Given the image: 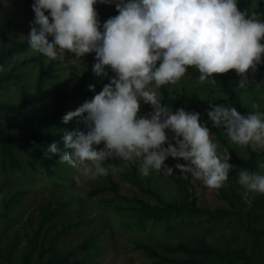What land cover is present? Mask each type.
<instances>
[{
	"label": "clouds",
	"instance_id": "obj_1",
	"mask_svg": "<svg viewBox=\"0 0 264 264\" xmlns=\"http://www.w3.org/2000/svg\"><path fill=\"white\" fill-rule=\"evenodd\" d=\"M98 2L115 4L118 13L102 30ZM32 11L27 39L33 51L49 60H63L66 54L81 60L94 53V73L106 78L108 70L114 73L91 100L62 117L67 124L83 116L86 131L63 132V149L53 142L49 158L58 156L60 163L77 169L78 184L81 177L96 180L108 176L110 168L116 171L108 164L112 159L139 163L145 177L161 170L172 175L165 165L171 157L184 161L176 169L191 173L207 188L225 186L236 168L229 163L228 149L218 152L199 113L170 111L158 90L179 83L190 67L201 82L212 78L213 84L214 77L234 71L240 77L238 87H247L248 74L264 62L260 14L242 11L237 0H34ZM89 91L95 92L94 86ZM212 101L207 112L212 128H223L235 145L253 152L264 149V111L255 110L258 104L241 115L233 106H214ZM141 103L151 107L150 115H139ZM238 184L246 203L252 194L264 195V175L241 169Z\"/></svg>",
	"mask_w": 264,
	"mask_h": 264
},
{
	"label": "rangeland",
	"instance_id": "obj_2",
	"mask_svg": "<svg viewBox=\"0 0 264 264\" xmlns=\"http://www.w3.org/2000/svg\"><path fill=\"white\" fill-rule=\"evenodd\" d=\"M33 2L34 0H0V50L3 44L10 49V55L1 67V74L7 75L13 71L17 75L0 89V103L16 106L24 96H30L22 115L7 116L12 117V120L5 124V135H26L40 119L52 113L57 91L74 90L86 72L90 71L93 76L90 86H94L95 92L89 91V88L87 90L92 96L102 90L109 82V78L114 76L110 70L107 78L94 73V53L86 55L81 60L74 56L69 57V54L65 55L68 59L64 57L63 60H49L33 51L27 39L30 26L34 22ZM95 9L101 30L107 19L117 15L115 4L98 2ZM261 19L264 20V5ZM5 24L8 26L7 30L4 28ZM49 40L51 41V38ZM51 63L52 76L47 78L40 95L32 97L36 93L34 79L41 67L44 71L49 69ZM192 70L197 77L185 75L176 85L165 86L172 96L183 97L188 105L198 108L203 119L211 124L207 116L210 99H215L212 101L214 106L231 105L213 83L208 80L201 82L199 72L195 68ZM229 82L238 94L246 115L255 110L264 111V62L258 66L255 73L248 74L247 87L243 89L238 87L240 77L234 71L230 73ZM257 84L261 86L256 87ZM253 104H258L259 109L254 110ZM73 107L78 109L80 105ZM151 111L150 106L141 103L140 116H148ZM73 122L76 125H85L82 116L74 118ZM84 127L86 128V125ZM216 129L223 140L217 139L216 135L211 133L213 142L218 145V152L223 153L224 149H228L231 157L229 163L236 166L229 173L224 187L219 190L209 189L201 181L194 179L191 173L180 172L175 165L183 164L182 160L169 157L165 165L173 169L172 175L186 182L187 191L193 196L195 205L200 210L224 213L217 221L206 220L204 213L193 219H171L169 230L165 223L147 224L141 232L126 227L127 223L136 219L135 209L138 204L132 202L133 198L151 205L160 204L153 194L146 191L147 189L155 192L161 201L184 199L176 183L171 181L170 175L163 170L151 171L145 177L139 172V163H134L139 181L137 185L131 176L132 164L112 159L108 164L115 167L116 171L113 172L110 168L108 176L96 180L81 177V183L78 184L75 179L78 175L77 169L66 163L59 162L57 169H54L55 173L46 176L45 169L33 162L31 157L17 155L24 169L9 170L3 174V168L0 167V205L10 201L11 197L19 201V204L9 211L13 215L11 220L0 218V264H7L9 251L11 264H18L20 256L33 248V264L40 255L46 259L51 253L49 240L55 234H60V237L55 238L52 243L60 251V255L82 245L86 238L92 240L93 247L84 254L90 264H155L153 259L136 248V242L150 245L165 255L162 250L164 246L173 247L183 243L193 247L198 240H203L206 245L219 252V255L213 254L209 264L221 263V259L219 258L218 262L216 256H223L227 251H234L239 257H243V251L251 264H264V234L256 247L252 237L253 232H264V195L252 194L254 201L246 203L241 195L244 189L238 184V172L241 169L264 175V168L260 167L264 164V154H260L259 158L248 165V147L231 143L223 128ZM172 137L173 134L168 132L169 142L174 143ZM99 147L102 148L103 145ZM164 147H167V144ZM48 148L47 145L43 147L44 150ZM255 152L263 153L264 149ZM111 182L116 186L118 195L109 189ZM56 203L62 204L60 213L46 221L45 215L56 208ZM121 206L123 210H118ZM75 224L80 225L70 229L68 234H62L68 230V225ZM39 227L40 233L36 234L35 231ZM13 237L17 238L15 244H12ZM28 237L30 240H36L34 246L28 243ZM170 256L180 259L184 254L176 253ZM81 257V252L73 255L76 261ZM243 260L245 258H239L235 264H242Z\"/></svg>",
	"mask_w": 264,
	"mask_h": 264
},
{
	"label": "trees",
	"instance_id": "obj_3",
	"mask_svg": "<svg viewBox=\"0 0 264 264\" xmlns=\"http://www.w3.org/2000/svg\"><path fill=\"white\" fill-rule=\"evenodd\" d=\"M238 6L242 11H245L248 14L258 13L263 15V5L264 0H237ZM117 13V11H116ZM118 15V13H117ZM5 30L8 29L7 24L4 26ZM264 43V41H262ZM5 45V46H4ZM10 49L6 47V44H3L2 49L0 50V89L5 84H9L13 78H16L17 75L12 72H8L6 74H1V67L3 66V62L9 57ZM69 57L73 56L71 54L68 55ZM65 59H68L65 57ZM264 59V58H263ZM53 63L49 65V69L42 70V67L36 76L35 86H36V93L32 95V97H38L40 93L44 89V83L46 82L47 78L52 76L53 72ZM231 72V71H230ZM230 72L214 77L216 83L214 84L221 93L225 95V100L233 107H235L241 115H246V111L243 108L239 96L236 93L235 89L231 86L229 82ZM188 76L197 77L196 73L192 70V67L188 68L186 73ZM93 76L90 71L86 72L82 78L78 81L74 90L70 92L64 91V89H59L56 93V102L55 106L52 110V113L46 117L40 119L35 126H33L30 131L26 135H5L4 131L6 128L5 124L12 120V117H7L8 115H22L25 111V105L28 102V98L30 96H24L16 106H10L6 104L0 103V167L3 168V174H6L9 170H22L24 167L21 163H19L17 159V155H28L31 157L33 162L38 163L45 169V175H51L55 173L59 163L58 156H52L49 158V154L47 150H44V146H50L53 142H57V144L63 149V142H62V135L65 131H86L85 125L74 124L73 120L69 123L64 124L62 123V117L70 112L75 111L74 105H80L85 100H91L93 97L91 94L87 93L89 86L91 85V80ZM212 78H209L208 81L211 82ZM5 87V86H4ZM159 98L161 99V103L166 105L170 111L175 112L176 110L183 108L186 112H196L200 114L201 123H205L209 128L211 133L215 134L217 139L222 140L220 133L216 128H212L211 124L206 122L201 116L199 109L193 106H190L186 103L183 97L172 96L169 93V89L166 86H162L159 90ZM11 112V113H9ZM83 117V116H82ZM223 141V140H222ZM224 144V142H223ZM42 145V149H41ZM249 151V158H248V165L252 161H255L259 158L260 154L253 152L250 148ZM55 169V170H54ZM131 176H133V182L138 185V176L136 173V167L132 164L131 167ZM171 181L176 183V187L181 193L184 195V199L182 201H161L158 195L151 191L146 190L153 194V196L160 202V204L151 205L148 202L140 200L138 198H133L132 202L137 203L138 207L135 209V221L127 223L126 227L131 230H136L141 232L147 224H160L165 223L167 224V230L171 228V219H193L198 217L199 214L204 213L206 214V220L214 219L218 220L222 217L223 213L220 211L219 213H213L208 209L200 210L195 205V199L193 196H190L189 191H187L186 182L180 177H175L174 175H170ZM111 186L109 189L113 191L116 195H118V190L114 183H110ZM103 189H99L101 191ZM12 199L8 202H4L0 205V218L11 220L13 215L9 213V211L19 204V201L11 197ZM190 199V200H189ZM254 197H252L251 201H254ZM56 208L52 209L49 214L45 215L46 221L50 220V217L60 213V209L62 207L61 203H56ZM118 210H123V207H118ZM80 224L75 225H68L67 231L63 232L62 234H68L70 229L76 228ZM66 226V225H65ZM41 227H39L35 232L36 234L40 233ZM264 234L263 231H257L252 233L253 243L255 247L257 246L260 237ZM27 235V234H26ZM60 237V234H55L53 238L49 240V251L51 252L49 256L45 259L42 255L37 257L34 261V264H90L87 261V258L84 256L85 252L93 247V241L86 238L82 245L76 246L73 250L67 251L63 255H60V251H58L55 246L53 245V240L55 238ZM17 238L13 237L12 244L16 243ZM28 243L32 246L36 244V240H30L28 237ZM136 248L142 251V253L150 259H153L155 264H167V263H175V264H209L210 258L214 255H219V252L210 246L206 245L203 240H198L195 242L193 247H188L187 244L180 243L173 247L164 246L162 250L165 252V255H162L160 250L155 249L154 247L136 242ZM33 252L34 248L31 249L30 252L24 253L20 256L18 264H33ZM77 252L82 253V257L79 258L77 261L73 259V255ZM184 254L183 258L177 259L172 258L171 254ZM11 251H9V256ZM243 257H239L234 251H227L223 256H216L217 261L219 262V258L221 259V263L219 264H235L239 258H245L242 264H251L249 258L246 257L245 252L242 251ZM9 256L7 259V264H11L9 260ZM224 261V263H222Z\"/></svg>",
	"mask_w": 264,
	"mask_h": 264
}]
</instances>
